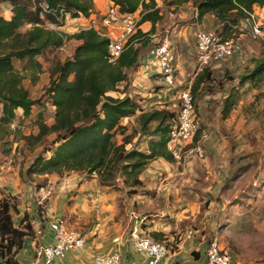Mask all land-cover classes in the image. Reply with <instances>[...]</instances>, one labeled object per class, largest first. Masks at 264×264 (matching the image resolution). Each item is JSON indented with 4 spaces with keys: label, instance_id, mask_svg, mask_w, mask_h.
I'll return each instance as SVG.
<instances>
[{
    "label": "trees",
    "instance_id": "1",
    "mask_svg": "<svg viewBox=\"0 0 264 264\" xmlns=\"http://www.w3.org/2000/svg\"><path fill=\"white\" fill-rule=\"evenodd\" d=\"M109 1V5L117 6L121 12H136L141 6L146 11L142 12L138 26L146 21L152 23L147 31L136 30L128 47L113 64L107 60L108 39L93 27L87 26L71 34L47 28V24L64 26L66 14L78 20L91 19L95 0H0V4L10 6L9 17L0 9V146L12 142L10 137L17 133L16 148L20 145L31 153L30 161L20 162L19 175L25 182L33 176H63L75 172L95 175L101 187L118 190L123 187L129 196L148 195L150 191L145 189L141 179L148 162L154 158L175 161L166 151V142L176 120V111H170L167 106L143 110L129 93L130 73L139 66L143 50L152 47L149 42L153 26L163 17L159 15L155 0L148 3L145 0ZM162 1L166 6L191 2L198 11L194 20L200 24L204 17L211 15L214 27L204 29H214L221 39H238L242 53L240 35L247 32L240 30L239 25L247 17L245 11L264 4V0ZM69 40L76 42L73 50L63 60L55 59L48 69V83L43 93L34 97L25 82L35 83L43 71L40 58L60 49ZM242 53L237 56L242 63L228 72V77H234L236 82L239 80L240 86L249 81L257 86L264 81V54L250 50ZM213 63L216 62L203 67L191 83L196 119L199 102L222 92L226 86L227 93L221 103L215 102L222 119L228 118L239 98L236 92L239 86L232 88L233 81L216 73ZM138 111L137 127L127 132L128 127L122 121ZM47 112H50L49 117ZM16 118L20 119V124L23 119H33L34 129L28 133L17 128L12 130ZM136 134L158 138L151 140L147 153L127 149ZM119 135H122L121 142L117 141ZM199 136L200 130L195 143ZM202 147L204 149V143ZM8 151L3 149L5 153ZM40 204H37L35 229L29 213L23 210L24 199L20 193L0 196V262L3 264L15 263L13 255L25 237L36 238L43 232V206ZM151 236L162 242L158 233L153 232ZM213 238L208 236L206 247Z\"/></svg>",
    "mask_w": 264,
    "mask_h": 264
},
{
    "label": "crops",
    "instance_id": "2",
    "mask_svg": "<svg viewBox=\"0 0 264 264\" xmlns=\"http://www.w3.org/2000/svg\"><path fill=\"white\" fill-rule=\"evenodd\" d=\"M148 2L149 0H145V3ZM155 2L163 20L157 21L153 26L151 42H156L160 35L166 33L171 40L169 42L175 56L177 80L184 82L187 77H190L189 80L192 82L197 62L195 38L191 43L189 37L191 35L195 37L199 28H213L214 19L208 15L203 18L200 24L195 20L189 22L193 18L194 8L190 11H183L182 9H189L192 5L191 2L172 6L164 5L162 0H155ZM105 3L106 6H109L110 1L104 0L103 4ZM8 7L10 9L9 5ZM175 8H179V11L175 12ZM141 9L140 6L136 12ZM254 10L264 22V4L261 7H254ZM91 18H93L92 15ZM151 27L150 21L139 26L142 31H147ZM240 37L242 39L248 36L241 34ZM139 63V66L130 73V86L134 87L140 82L143 84L145 82L144 85H141L144 87L139 88L141 91H133L145 93L142 96L148 98V101L137 99L142 109L159 108L156 102L149 99L150 96L151 99L165 98L172 101L175 95L166 92L163 88L157 63L151 56V48L143 50ZM212 68L216 70V73L220 70L216 64ZM155 86H162V89L156 90ZM226 93L227 88H224L222 92L209 95L199 102L197 120H200L202 126V122L205 120L202 115L203 110L208 107L209 112L215 110L216 114L220 115L219 106H215V109L212 106L215 105V102L221 103V98ZM137 95L132 97L136 99ZM139 113L140 111L135 116L125 118L122 121L129 131L132 127H137L136 117ZM209 115L205 114L206 117ZM145 136L142 135L143 138ZM134 140L139 139L135 136ZM217 147L219 148L220 145ZM204 149L205 157L206 155L212 156L216 161L218 157L221 158V149L219 156H217L215 144L210 140V137L204 141ZM197 165L200 166V163H197L195 159L179 162H168L162 158L153 160L141 173V179L145 182V189L150 191L148 195L128 196L120 190L115 191L108 187H101L95 175L88 176L69 172L63 176L54 174L43 176L48 178V187L44 188L50 189V195L46 197L41 217L44 221V230L36 238H24L22 246L13 255L14 264H29L36 259L35 250L39 245L53 243L50 223L58 218L69 229L80 232L84 236L86 244L80 252H68L63 258L56 259L54 264H94L95 256L109 254L116 248L120 252L119 264H148L145 253L138 251L132 245L131 231L136 222L139 225L138 234L148 233L151 235V233L156 232L162 238V242L165 243L168 253L157 264H204L208 236L213 230L214 221L210 220V223H206L207 219L199 215L200 204L197 193L199 194L198 191L202 188L196 184L199 181L195 170ZM10 168L13 174L9 175H15L18 179L16 185L18 187L15 193H20L23 197V210L29 213L34 228L37 229L38 197L43 195L45 190L43 187H35L24 190V193L21 192L23 180L19 175L20 163L17 167ZM129 210L137 216L136 219L129 215ZM190 229L193 230V235L191 238H186V233ZM230 264L244 263L233 257Z\"/></svg>",
    "mask_w": 264,
    "mask_h": 264
},
{
    "label": "rangeland",
    "instance_id": "3",
    "mask_svg": "<svg viewBox=\"0 0 264 264\" xmlns=\"http://www.w3.org/2000/svg\"><path fill=\"white\" fill-rule=\"evenodd\" d=\"M103 1L95 0V10L92 13V19L100 21L105 15L108 6H106V3L103 4ZM0 9L4 16H10V9L7 4H0ZM192 9L193 7L190 6L189 9L183 8L182 10L190 11ZM143 10L142 8L137 12L139 16ZM174 11L178 12L179 8H175ZM164 16H166V13H164ZM193 20L194 18L189 22ZM90 23L91 19L75 20L68 18L64 26L57 27L47 24V28L54 29L59 33L71 34L86 28ZM100 27L104 31L105 28ZM166 36L168 37L166 33L160 35L156 42L152 43L150 41L149 43L150 45H156ZM168 39L170 40L169 37ZM189 39V42L191 41L192 43L194 35H191ZM241 42L243 53L250 50L264 54V40L245 37L241 39ZM75 45L76 42L74 40L66 41L60 49H54L46 57L40 58L43 63V71L39 74L38 80L33 84L28 81L25 82L34 97L43 93L44 86L48 83V69L51 64L57 58L63 60L67 57ZM241 63L242 59L240 57H232L225 61L213 63L220 67V70H218L220 76L223 75L225 79L233 81L232 88L235 89L239 86V88H236L239 98L230 111L228 118L222 119L219 114H216L215 110L209 112L208 107L203 110L202 114L205 118L202 122L203 127L207 130L210 140L215 144L217 156H219V150L221 149V158L219 159L218 157L216 161L214 157L206 155V159L191 157L188 160L195 159L197 163H200V166L197 165V168H194L199 179L196 184L202 188V190L198 191L199 194L197 193V199L200 204L199 215L207 219L206 223H210V220L214 221L210 235L217 238L221 248H224L232 257L242 263L264 264V81L257 86L250 81L240 86L239 80L236 82L234 77L233 79L229 78L228 72L234 70ZM225 71L227 72L224 73ZM189 78L187 77L183 83L188 82ZM176 81V84L167 86L169 91L165 90L176 96L172 101L165 98L151 99V96L149 99L156 102L158 107L167 106L166 108L170 111H177L176 106H174L178 95L177 91L180 88L178 85L180 81L177 80V76ZM140 83V87L139 85L130 86L129 93L131 96L138 94L136 100L148 101L146 96H142L145 93L133 92L135 90L141 91L144 87H141V85H144L145 82L144 84ZM226 87L228 88V86ZM155 89H162V86H155ZM114 95H118V93H114ZM212 107L215 109V105ZM36 111L37 109L34 110V114ZM49 113H46L47 117H49ZM205 114L210 115L206 117ZM33 127V119L31 120L30 118L23 119L21 124L20 119L16 118L11 125L12 130L17 128L19 131L26 133L34 129ZM130 131L128 130L127 132ZM121 136L117 137V141L121 142ZM136 136L139 140H134L133 137L131 143L127 145V149L134 148L146 153L149 151L151 140L158 138L152 136L143 138L142 135L138 136V134ZM17 137V133H15L10 137L12 142L0 146V195L15 194L18 187L16 186L18 183L17 177L9 175L13 174L10 167H17L20 162L26 163L32 158L31 153L24 150L19 144V147L16 148ZM217 145H220V147L218 148ZM4 148L9 149V151L3 152ZM155 159L158 158L149 161L147 166ZM237 168H239L238 171H236ZM27 181H23L24 189L23 185L21 187V192L23 193L24 190L33 189L36 185L44 188L48 184V178L43 176H33L31 180L28 179ZM44 190L43 195L38 197L43 210L46 197L50 195V189L44 188ZM113 190L118 191L116 188ZM120 191L129 196L125 188L121 187ZM131 211L134 210L131 209ZM131 211L129 210V215ZM193 228H196V226H193ZM145 234L150 235L148 233Z\"/></svg>",
    "mask_w": 264,
    "mask_h": 264
},
{
    "label": "built area",
    "instance_id": "4",
    "mask_svg": "<svg viewBox=\"0 0 264 264\" xmlns=\"http://www.w3.org/2000/svg\"><path fill=\"white\" fill-rule=\"evenodd\" d=\"M247 17L240 30H246L252 39L264 38V22L260 19L253 9L245 11ZM198 11L193 9V18L197 19ZM141 15L137 12H121L115 5H109L105 15L100 21L91 18L88 27H93L101 36L108 39L107 60L109 63H115L121 54L128 47L130 38L139 28L138 22ZM71 18L69 14L65 15V21ZM74 19V18H73ZM78 20V19H75ZM104 27L101 29V27ZM246 28V29H245ZM196 59L197 66L193 77L205 66L212 62H220L232 57L240 56L242 53L241 44L238 39H221L214 29L199 28L195 33ZM151 56L157 63L158 73L163 82V87L172 86L176 81V62L172 52L171 43L167 37L151 47ZM191 81L182 84L177 91L176 100V120L172 125L166 142V151L175 161L188 160L190 157L196 159L204 158V149L202 144L209 138L205 128L200 129V124L196 119V105L191 91ZM169 91V90H168ZM176 97V96H175ZM200 130V136L197 143L195 137ZM130 216L136 219L137 216L130 212ZM138 223H134L131 231L132 245L138 251L145 253L148 258V264H157L168 253L164 242L155 240L152 236L138 234ZM50 229L53 232V243L48 245H39L35 250L36 259L29 264H54V261L63 258L68 252H80L86 244L84 236L76 231L67 228L61 219H55L50 223ZM193 230L186 233V238H191ZM115 241H118L115 239ZM120 252L116 248L109 254L97 255L94 258V264H119ZM231 255L224 248L219 246L217 238L214 237L205 249L204 264H230ZM0 264H3L0 262Z\"/></svg>",
    "mask_w": 264,
    "mask_h": 264
}]
</instances>
